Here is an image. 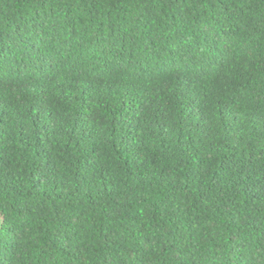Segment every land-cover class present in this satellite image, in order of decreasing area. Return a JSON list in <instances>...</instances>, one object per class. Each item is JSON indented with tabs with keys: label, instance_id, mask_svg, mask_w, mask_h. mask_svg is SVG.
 Instances as JSON below:
<instances>
[{
	"label": "trees",
	"instance_id": "obj_1",
	"mask_svg": "<svg viewBox=\"0 0 264 264\" xmlns=\"http://www.w3.org/2000/svg\"><path fill=\"white\" fill-rule=\"evenodd\" d=\"M0 264H264V0H0Z\"/></svg>",
	"mask_w": 264,
	"mask_h": 264
}]
</instances>
